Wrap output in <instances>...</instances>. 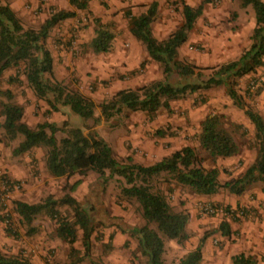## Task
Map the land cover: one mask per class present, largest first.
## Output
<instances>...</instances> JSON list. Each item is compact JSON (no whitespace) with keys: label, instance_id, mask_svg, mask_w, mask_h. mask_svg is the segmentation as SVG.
I'll use <instances>...</instances> for the list:
<instances>
[{"label":"trees","instance_id":"obj_1","mask_svg":"<svg viewBox=\"0 0 264 264\" xmlns=\"http://www.w3.org/2000/svg\"><path fill=\"white\" fill-rule=\"evenodd\" d=\"M88 1L70 0L77 9H86ZM240 5H251L254 11L255 24L249 47L235 60L212 68L207 67L213 70L211 75L199 81L197 80L200 74L196 70L199 71L200 67L179 59L178 48L187 40L188 32L201 15V6L183 4L181 25L162 40L155 38L151 31V22L156 15V2H152L146 12L129 16L131 33L144 44L149 57L159 63L163 77L136 88L119 90L99 106L100 116L104 119L122 109L153 115L160 108L169 109L173 99L215 85H224L232 103L244 110L253 125L256 156L240 176L223 183L219 181L220 169L204 167L201 158L191 146H183L153 164L143 165L134 162L130 156L126 157L125 162L119 161L111 146L96 131L85 133L82 127L72 126L68 120H64L59 126L46 119L31 127L23 120V107L12 102V92L9 89H0V94L6 97V101L0 102L4 136L7 140L21 137L12 150L13 154L18 155L35 147H45V166L52 176L67 178L93 171L103 181L108 175L124 178L127 186L121 188V193L138 201L145 221L140 227L130 228V233L137 237L139 253L146 258L145 264H165L164 238L177 241L188 238V211L174 209L162 192L153 190L150 184L153 176L166 173L175 183L187 186L194 193L202 195H212L221 188L239 195L252 183L264 182V118L246 104L235 88L237 78L253 73L264 65V2L240 0ZM74 15L73 10L53 11L38 29L25 28L9 4L0 1V82L7 69L23 63L27 85L37 99L46 102L47 113L57 111L61 105L68 107L79 118H92L96 123L98 118L94 116V100L77 88L70 87L68 82L55 77L53 56L46 45L50 29ZM94 20L97 27L90 46L94 53L106 52L110 48L113 34L99 23V19ZM9 80H18L17 74L10 76ZM253 93L258 94V89ZM58 131L63 132L60 138L56 136ZM198 138L200 147L212 158H228L240 151L232 133L225 128L222 116L216 113H208L202 120ZM79 183L80 179H77L70 187L73 189ZM57 202L72 209L73 220L59 214L55 208ZM14 203L20 222L27 226H30L35 216L40 213H47L49 217L56 219V235L70 245V258L77 253L73 246L76 239L75 225L82 230L83 254L80 258L70 259L63 264H77L84 256L89 255L93 231L92 217L88 209L73 196L65 194L59 201L48 196L43 202L28 203L17 200ZM2 219L0 216V220ZM220 229L228 235L229 223L222 220ZM202 258L203 241L200 240L194 248L185 252L176 264H199ZM259 260L257 256L245 253H237L231 258L232 264H259ZM0 264H31V260L24 255H8L0 250Z\"/></svg>","mask_w":264,"mask_h":264},{"label":"rangeland","instance_id":"obj_2","mask_svg":"<svg viewBox=\"0 0 264 264\" xmlns=\"http://www.w3.org/2000/svg\"><path fill=\"white\" fill-rule=\"evenodd\" d=\"M0 1L8 4L17 2L19 6L25 7L27 11L29 10L30 20L21 15L19 17L25 28L38 29L53 11H75L79 15L77 21L63 25L69 37L62 47L65 46L69 49V46H71L72 51H77L78 55L87 53L85 44L79 43L77 45L75 43L74 45L71 42L73 40L76 42L80 35L78 31L89 25L87 24L88 19L92 18L94 22L89 6L86 9H77L71 4L70 0ZM179 1L174 0L171 2L174 13L178 10L177 7L180 4L177 5V3ZM92 2L94 3L95 0H92ZM238 2L240 5V0ZM106 7H108L107 4ZM249 8L253 10L251 5H249ZM236 17L235 13H231L232 21ZM243 20L244 29H246L245 26L249 22V12L244 13ZM64 21L65 19L49 31L47 40L54 47L63 44V36L57 35L56 28L64 24ZM235 27L239 28L241 26L237 24L232 28ZM252 30L253 28L250 31L245 30L247 33L242 34L241 40L235 43V45H239V50L234 55L225 57L226 60L219 64L237 59L249 47ZM48 41H46V45ZM194 46L198 50L203 48L199 45ZM180 59L188 61L185 58ZM23 67L24 64L20 63L16 67L7 69L3 73L0 89H9L12 92L13 97L11 100L23 107V120L29 126L33 127L46 119L61 126L64 120H68L70 125L82 127L85 133L95 131L93 127L100 122L98 117H96L98 118L96 123L92 118L83 120L72 113L68 107L61 105L58 106L57 111L47 113L48 105L46 102L37 99L28 87ZM199 67V71L196 70L200 74L197 81L206 79L213 71L205 66ZM208 67L212 68L211 66ZM84 71L86 76L90 72L86 69V64ZM16 74L18 80L10 81V76ZM77 74H79L77 71L71 72L70 80L72 82L69 84H79L77 81L81 82ZM132 75L135 74L132 73ZM162 77L163 75L158 79ZM175 81H180V79H175ZM107 82V80H100L95 81L94 84L100 83L104 86ZM235 88L243 96L246 104L258 111L264 118V65L257 68L253 73L237 78ZM257 89L258 94L253 93ZM107 99L105 98L104 101ZM1 101H6V97L0 94ZM100 103L99 101L96 102L94 109V114L99 117H101ZM126 112L130 111L122 109L112 116L113 119H105V122L110 123L117 120L116 124H121L123 117H127ZM208 113H216L222 116L225 128L232 133L240 146V151L232 157L212 158L200 145L193 147L196 154L201 158V164L206 168L217 167L220 169L219 181L221 183L240 176L256 156L254 128L244 110L232 103L226 92V87L222 84L173 99L170 101L169 109L160 108L155 114L150 115L151 118L155 117V120L153 125L147 127L145 134L151 140V150L158 147L161 152L152 151L151 159L145 162H136L143 165L153 164L158 161L159 154L162 158L169 155L166 148L168 145L170 146L169 141H164L162 145H156L157 140L153 141L155 138H165L164 135L186 139L188 142H199L198 135L201 128L199 121L203 120ZM2 121L3 117L0 114V216L3 218L0 220V250L8 255H24L31 260V264H63L70 259L80 258L83 254L82 230L77 225H75L76 239L73 243L77 253L70 258V245L56 235V219L49 217L47 213H40L35 216L31 225L27 226L20 222L19 215L14 207V202L17 200L37 203L43 202L45 198L50 196L53 200L59 201L65 194H69L88 209L92 217L93 231L90 239V253L77 264H145L146 258L138 251L137 237L135 234L130 233V228L140 227L145 221L138 201L121 193V188L127 186L124 178L118 175L109 176L107 173L108 177L103 181L93 171H88L82 176L75 174L67 178L52 176L45 166L46 148L35 147L18 155L13 154L12 150L17 146L21 137L7 140L1 126ZM62 135V131L56 133L57 138ZM122 147L131 149L133 152L136 150L144 158L148 153L137 146L134 147L129 139L124 140ZM114 155L119 161H126L127 156L121 155L119 149L114 151ZM132 159L134 158L132 157ZM133 161L135 162V160ZM77 179H80V183L72 189L70 186ZM150 184L153 190H159L166 196L167 201L174 209L186 210L189 213L188 238L183 241L164 238L163 259L165 264H176L180 257L194 248L200 240L203 241V258L199 264H231L232 256L237 253L253 254L260 260L264 259L263 247L261 249L255 248L264 245V230L261 226H256V222L260 224L261 221H264V201L258 203L257 206L250 203L235 204L233 206L225 203L227 202L226 199L233 197V193L226 188H221L218 191V193H223L220 196L222 201L212 200L210 199L211 195L196 194L189 187L175 183L166 173L153 176L150 179ZM257 186H262V192L264 193V182L261 181L252 183L247 189L250 190L251 187L255 189ZM92 193H95V195ZM246 194H249L250 200L256 199L255 191L251 193L249 191ZM204 204L225 206L227 208L243 206L247 208V211L240 218H231L224 214L209 215L201 209ZM55 208H57L59 214L61 213L70 220L74 219L72 209L67 205L57 202ZM222 220L229 223L228 235L222 233L220 229ZM248 221L250 224L247 226V230H242L243 222ZM252 230L259 231L258 233L261 234L258 242L253 241ZM246 234L249 237H246ZM247 239L249 243H247Z\"/></svg>","mask_w":264,"mask_h":264},{"label":"crops","instance_id":"obj_3","mask_svg":"<svg viewBox=\"0 0 264 264\" xmlns=\"http://www.w3.org/2000/svg\"><path fill=\"white\" fill-rule=\"evenodd\" d=\"M172 1L174 0H95L93 3L92 0H89L88 6L92 11L93 17L99 19V23L108 28L113 34L110 48L106 52H93L90 42L95 35L97 26L92 18L87 20L88 26L78 31L80 35L75 42L77 45L79 43L85 44L86 54L78 55L77 51H72L73 48L71 46H69V49L65 46L62 47L69 37L63 25L77 21L79 15L75 12L74 16L66 18L64 24L56 28L57 35L63 36V44H58L54 47L47 40V47L51 50L53 56L55 77L71 83L70 74L72 71H77L81 82L77 81L79 84L70 85L91 97L95 103L98 101L103 102L105 98H110L119 90L136 88L160 78L162 76L161 66L149 57L144 44L133 36L129 22V16H137L146 12L152 2H156V15L151 22V31L158 40L166 38L174 29L181 25L183 21V4H188L192 7L201 6V15L188 32L187 40L178 48L179 59L185 58L198 66L214 67L225 61V57L234 55L239 50V45H235V43L241 40L242 34L247 33L245 30L250 31L255 24L254 11L249 8V5L240 7L238 0H210L205 2L202 0H180L177 3V5H180L177 7L176 13L173 12ZM262 1L264 2V0ZM105 3L108 7H106ZM9 6L18 17L21 15L30 20L29 10L27 11L25 7L19 6L17 2L10 3ZM246 11L249 12V22L245 26L246 29H244L243 19ZM231 13L237 15L234 21L231 20ZM174 14L175 16H173ZM237 24L241 26L239 27L240 29L237 27L232 28ZM75 43L74 41L71 42L74 45ZM194 45H199L203 48L198 50ZM85 64L86 69L90 71L87 76L84 71ZM132 73L135 75H132ZM100 80H107L108 82L104 86L100 83L94 84L95 81ZM125 114L127 117H123L121 124H116L117 120L107 123L103 117L94 114L95 117L100 118V122L93 128L111 146L113 153L119 149L121 155L133 157L135 162H145L151 159L152 151L160 153L161 150L158 147L151 150V140L145 134L147 127L153 125L155 117L151 118L150 115L141 111L126 112ZM109 119H113L112 116ZM201 122L202 120L199 121V124ZM164 136L165 138H155L153 141H158L156 145H162L164 141H169L170 146L165 145L167 146L168 154L183 146H199L198 141L188 142L186 139ZM125 139H129L134 147L137 146L148 152L146 157L141 156L136 150L133 152L131 149L123 148L122 144ZM161 158L159 154L158 160ZM247 188L239 195L233 193V197L226 199L227 202L225 203L233 206L235 204L250 203L257 206L258 203L264 201L262 186H257L255 189L251 187L250 190ZM248 190L250 193L256 192V199H249V194H246L249 192ZM222 195L223 193L216 192L211 195L210 199L222 201L220 197ZM249 224V221L243 222L241 229L246 231ZM256 226H261L264 230V221H261L260 224L256 222ZM258 232H255V230L251 232L254 242H258L261 235ZM246 237H249L248 234H246ZM247 243H249L248 239ZM262 247V251H264V245L256 246L255 248L261 249ZM259 264H264V259L259 260Z\"/></svg>","mask_w":264,"mask_h":264},{"label":"built area","instance_id":"obj_4","mask_svg":"<svg viewBox=\"0 0 264 264\" xmlns=\"http://www.w3.org/2000/svg\"><path fill=\"white\" fill-rule=\"evenodd\" d=\"M74 41V40H73ZM75 43V41H74ZM202 211L206 214H224L227 217L240 218L246 214L247 208L240 206L238 208H226L225 206H215L211 204H204L202 206Z\"/></svg>","mask_w":264,"mask_h":264}]
</instances>
